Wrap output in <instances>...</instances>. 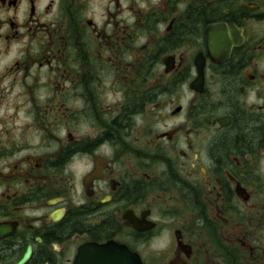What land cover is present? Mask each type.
I'll return each mask as SVG.
<instances>
[{"label":"flooded vegetation","instance_id":"obj_1","mask_svg":"<svg viewBox=\"0 0 264 264\" xmlns=\"http://www.w3.org/2000/svg\"><path fill=\"white\" fill-rule=\"evenodd\" d=\"M118 255L264 264V0H0V264Z\"/></svg>","mask_w":264,"mask_h":264},{"label":"water","instance_id":"obj_2","mask_svg":"<svg viewBox=\"0 0 264 264\" xmlns=\"http://www.w3.org/2000/svg\"><path fill=\"white\" fill-rule=\"evenodd\" d=\"M221 28L225 27L224 25H220ZM219 30V29H218ZM28 256H26L21 262L20 264H24L27 261ZM126 257H121V255H118L117 257H112L109 258L108 262L111 261V264H141V259L134 255L132 258L128 257V260H126ZM81 258L77 259L76 264L80 263Z\"/></svg>","mask_w":264,"mask_h":264}]
</instances>
